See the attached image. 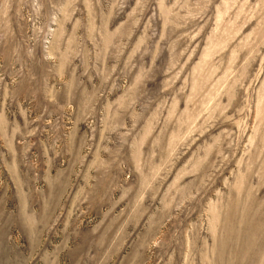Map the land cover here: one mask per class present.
Wrapping results in <instances>:
<instances>
[{"label":"rangeland","instance_id":"1","mask_svg":"<svg viewBox=\"0 0 264 264\" xmlns=\"http://www.w3.org/2000/svg\"><path fill=\"white\" fill-rule=\"evenodd\" d=\"M0 264H264V0H0Z\"/></svg>","mask_w":264,"mask_h":264}]
</instances>
